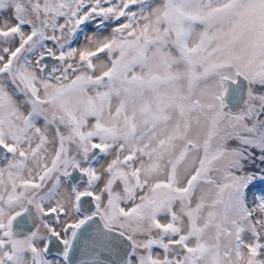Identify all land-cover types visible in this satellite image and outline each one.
I'll return each mask as SVG.
<instances>
[{"label":"snow or ice","instance_id":"snow-or-ice-1","mask_svg":"<svg viewBox=\"0 0 264 264\" xmlns=\"http://www.w3.org/2000/svg\"><path fill=\"white\" fill-rule=\"evenodd\" d=\"M0 264H264V0H0Z\"/></svg>","mask_w":264,"mask_h":264}]
</instances>
